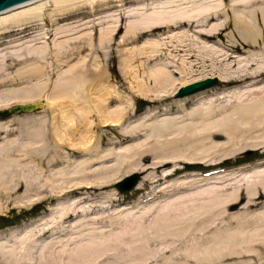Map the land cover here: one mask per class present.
<instances>
[{
    "label": "bare ground",
    "instance_id": "bare-ground-1",
    "mask_svg": "<svg viewBox=\"0 0 264 264\" xmlns=\"http://www.w3.org/2000/svg\"><path fill=\"white\" fill-rule=\"evenodd\" d=\"M69 1L75 0H29L0 12V53L14 49L0 55V110L37 99L43 102L39 114H23L0 122V211L9 205L45 204L48 215L53 217L51 222L43 223V228L32 223L28 229L4 230L0 241L7 243H0V264H110V259L125 260L130 253L145 256L154 245L166 247V250L163 246L160 248L165 256L163 262L174 264H212L219 258L235 257L253 258L261 264L264 259V161L251 170L242 168L245 171L240 176L251 178L243 185L235 184L232 193H224L217 185L223 183L222 172L208 176L192 173L190 178L151 193L146 199L152 200L151 203L135 208L137 215L133 211L114 218L100 217L109 208L97 205L103 199L97 200L100 197L93 195L105 186H114L125 176L108 184L89 181V175L111 172L103 167L92 169L97 163L118 157L102 150L106 142L112 141L111 135L119 143H126L149 132L155 149L137 155H171L155 162L153 168L143 166L139 171L173 167L166 179L176 172L180 162H206L217 153L218 147L233 145L237 138L254 132H260V140L239 149H264V64L258 67L250 64L248 71H232L230 67L236 64L240 69L252 59L221 54L203 41L218 37L227 26L225 22L213 24L223 13L215 6L218 0H137V7L128 11L127 5L136 0L77 1V5L65 10L75 11L86 5L89 12L85 19L116 10L121 25L111 33H98L93 22L90 29L95 31L98 43L94 42V36L83 33L88 30L83 25L61 26L53 33L42 27L33 35L37 29L34 23L46 21L43 12L47 6L52 3L60 7ZM222 1L234 10L235 29L240 39L256 44L261 32L253 19L258 18L264 29V0ZM248 9V14L243 12ZM224 16H228L227 12ZM101 18L102 15L95 21ZM123 21H126L124 26ZM82 37L86 39L78 44L77 40ZM117 37L123 47L143 43L123 61L131 93L129 104L135 94L155 106L145 116L147 121L155 122L130 132H125L123 126L133 119L131 104L121 107L125 97L110 81L113 67L108 61L103 67L93 68L95 65L89 60L99 54L104 44L114 43ZM200 54L209 58L199 59ZM233 58L235 63L231 64L229 60ZM207 61L213 66H206ZM4 62L29 63L30 68L11 76L3 74ZM220 62L225 66H216ZM197 71L199 75L190 78ZM47 76L49 80L53 76L55 82H44ZM215 76L224 87L215 85L181 98L175 96L179 87ZM26 80L29 83L20 87ZM17 85L19 88L12 89ZM117 103L120 106L112 108ZM14 123L16 127H12ZM223 139L226 144L221 145ZM122 162L119 160L118 164ZM69 171L68 175H75L83 182L61 184ZM135 171L132 169L127 175ZM239 173L234 171L238 177ZM51 178L56 179L53 184L49 181ZM115 194L108 197L110 205L117 199ZM63 200L69 201L67 207L59 206ZM73 200L76 203H70ZM85 203L91 204L86 208ZM105 227L112 231L108 233L110 230ZM214 227L217 232L211 241L207 239L209 244L202 243L206 233L200 234V239L192 237L193 231L206 229L207 232ZM185 242L184 249L175 246ZM142 250L149 251L143 254ZM132 257L128 264L137 260ZM176 260L182 262L175 263ZM127 261L117 264H127Z\"/></svg>",
    "mask_w": 264,
    "mask_h": 264
},
{
    "label": "rangeland",
    "instance_id": "rangeland-1",
    "mask_svg": "<svg viewBox=\"0 0 264 264\" xmlns=\"http://www.w3.org/2000/svg\"><path fill=\"white\" fill-rule=\"evenodd\" d=\"M77 1H83V0H75V1H69L66 3H63L62 5H60V7H56L53 6L52 3L47 6L46 10L43 12V18L46 19V21H38L35 22L34 25H36L37 29L35 30L33 35H36L40 32V28L45 27V30H52V33L61 26H64V28L66 27H76L78 25H83L85 27H88V30L84 31L83 33H88V37L89 35L94 36L95 31H93L91 28V26L93 25V22L97 25V32L99 33L100 31L103 32H107V33H111L114 29H117L116 27L121 25V22L119 20V16L117 15L116 10L114 11H110L107 13H102L100 15H97L95 17H91V18H87L85 19L89 12L88 6L84 5V6H79L75 9V11L69 9V10H65L66 8L69 7H73L75 5H77L78 3H76ZM169 0L166 1H162V2H168ZM137 3V0L134 1H130V4L127 5L126 7V11H128L130 8H135L137 6H135V4ZM150 3V4H149ZM149 5H152V3L149 1ZM135 6V7H134ZM215 6L217 9L223 11L222 15H221V19H216L215 21H213V24H216L218 22H225V24H227V26H224L223 29H221L220 31V35L212 40L206 41L203 40L204 42H206L209 46V48L214 49V51L216 52H221V54H229V56H243L246 57L247 60H250L249 64H247L246 62L243 63V67H241L240 69H238V66H236V64L232 67H230V69H232V71L235 70H241L244 69L246 71L249 70V66L250 64H255V67H258L259 65H263L264 64V29L263 27H261V25L259 24L258 18L253 19L254 24L256 26V28L258 30H260L261 32V36H259L258 41L256 42V44H249V43H245L243 42L240 37H239V33L238 31L235 29V15H234V10L230 9L228 7V4L225 3L222 0H218L215 3ZM102 9V8H100ZM99 10V9H98ZM225 11V12H224ZM228 16H224V14H226ZM243 12H245L246 14H248L249 9L248 10H244ZM102 15L103 18H101V20L99 21H95V18H99ZM106 17V18H105ZM42 18V19H43ZM84 21H81V20ZM89 22H91V24H89ZM101 26H100V24ZM52 24V26H51ZM86 24V25H85ZM126 24V21H123V26ZM229 24V25H228ZM99 25V26H98ZM54 37H52L50 39L53 40ZM86 38L82 37L81 39L77 40V43L80 44L82 43ZM88 39V38H87ZM97 35L94 36V42L98 43L97 40ZM118 39L119 37L114 39V43H110L107 42L106 44H104L99 51V54H94L92 57H90V63L94 66L93 68H97L98 66H105L107 64V62L109 61L110 65L113 67V69L111 70V77H110V81L111 83H113V85H115L117 87V89L121 92V94L125 97L124 99V103L121 107H129V105L131 104L130 107V111L133 114V119L130 122L125 123V125L123 126V129L125 132H130L133 130H136L138 128H141L142 126L146 125V126H151L152 123H154L155 121H147L148 119L145 117L146 114L152 110L155 106L151 104V101H149L147 98H142L139 96H136L134 94V98L133 101L130 102L129 104V98L131 97V93L129 92V80L128 78L124 75V72H126L124 65H123V61L126 57L127 54H130L132 52H136L137 48L139 46H141L142 44L139 45H129V46H120L118 44ZM112 41V40H111ZM145 43V42H144ZM1 49H3V47H1ZM14 49H9L7 51H4L5 53L12 51ZM3 53V52H2ZM0 53V55H3L5 53ZM108 54V56H107ZM115 55V56H114ZM201 55V54H200ZM207 55H201L199 56V59H206L209 58V56ZM114 58V59H113ZM207 60V59H206ZM235 59H230L229 62H231V64L235 63L234 61ZM199 63V62H198ZM225 63L221 62L217 63L216 66L218 67H223ZM29 63H12V62H8L5 64L2 63V68H3V74H8L11 76H16L18 73L20 72H24L27 69L30 68ZM198 66H201L202 64H196ZM205 65L208 66L209 68L213 65H211V61H207L205 62ZM264 67V66H263ZM208 68V69H209ZM200 70V69H199ZM205 69H201V71H203ZM146 72H148V69L146 70ZM199 71L194 72L193 74H191L190 78H194L196 77ZM238 75V74H236ZM187 76V77H189ZM178 78H182L181 76H177ZM145 78H147V74L145 75ZM49 80V76H47L44 79V82H48ZM55 78H53V76L51 77V79L49 80L50 84H53L55 82ZM32 82V80L30 81ZM29 82H27V80L23 83L20 84V87L22 86H26ZM224 87L223 82L219 81L217 83V85L215 87ZM229 86V84L227 85ZM213 86V88H215ZM19 88V86H13L12 89H16ZM209 89V88H208ZM210 89H212V87H210ZM153 94H158L153 92ZM3 97H5L4 95H2ZM181 98V97H178ZM40 100V99H39ZM34 100L36 101H39ZM41 101V100H40ZM14 105V104H13ZM120 106V103L118 104H114L112 106V108H116ZM9 108V107H7ZM42 110V109H41ZM41 110L32 113L31 115H36L39 114L41 112ZM14 116H25L23 114H18V115H10L7 114L6 117H3L0 115V122H5L9 119H13ZM165 118V117H164ZM161 120V119H159ZM156 120V121H159ZM16 127L17 124L14 123L12 125V127ZM258 132H254L251 133L250 135H245L244 138H237L233 143L230 144H226L225 139L221 140V145L216 149L217 153L215 155L217 156H212L211 158H208L206 162H197V163H184V162H180L178 164V168H176V172H174V174L169 178L166 179V174H168L169 172H171L173 170V167L170 168H165V169H161V170H149L148 172L145 173H141V171H139L140 169H144L143 166H145L146 168H153L154 167V163L155 162H159L161 160H163V158L165 157H169L171 155V153H160L156 156H153L152 154H147V155H143V156H139L137 155L138 153H140L141 151H146V150H152L155 149V144H154V138L151 137V134L149 132H144L142 137L130 142H126V143H119V140L115 139L114 135H111V142H106L103 147L102 150L104 153L106 154H116V156L118 157L113 160L108 161L107 163H97L96 165H94V167H92V169H96V168H107L109 169L111 172H108V174H92L89 175V181L90 182H94V184H108L110 181L114 180L115 178H122L124 176L127 175V172L130 170H138L135 171L136 173H138V181L139 182V187H135L130 191H125V192H119L116 191L113 187V185H108L105 186L104 188L97 190L93 195L95 196V198L99 199H103V200H99L97 201L98 203H96L97 205H100L101 207H105V208H109L108 210L105 211V213L103 214V216L100 217H117V216H121L124 214H131L133 211V214L137 215L136 210L138 209V207L143 204H149L151 203L152 200H147L148 196H151V193H156L157 191H160L161 188L167 187L169 185L175 184L177 182L183 181L185 179H187L186 177L190 178V174L192 173H205L207 171H213V173H218V172H222V176L224 179H221L223 181L222 185H220L219 183L217 184L221 190L224 193H232L233 191V187H235L237 185H243L245 183H247V181L250 180L251 177H249V175H245L246 177H242L240 176V174H243L242 172L245 171L242 168H254L257 167L261 164L262 161H264V149H260V148H244V149H239L242 146H244L246 143L247 144H253L257 141H259L260 139V132L258 134H256ZM170 137V136H169ZM246 138V139H245ZM239 139V140H238ZM231 145V146H230ZM227 148V149H226ZM223 149V150H222ZM226 149V150H225ZM220 153H219V151ZM225 150V152H224ZM238 150V153L236 152ZM240 150V151H239ZM234 151V152H233ZM233 153V154H232ZM231 154V155H230ZM214 158V159H212ZM217 158V159H216ZM219 158V159H218ZM82 160V159H80ZM119 160H123V162L119 165L118 161ZM208 160L209 163H208ZM212 160V161H211ZM216 160V161H215ZM80 162V161H79ZM213 162V163H212ZM216 162V163H214ZM208 163V164H207ZM64 168H66V170H69V167H65V165H63ZM63 166H61L63 168ZM73 166V165H72ZM60 167V168H61ZM72 169V168H71ZM220 170V171H219ZM249 170V169H248ZM234 171H238L239 176L234 175ZM231 172V174H230ZM249 172V171H248ZM53 172H49V174L51 175ZM70 173L67 172L65 173V177H64V185H68L71 183V185H75V184H79L83 181H81V178H76L75 175H68ZM229 175H228V174ZM237 172H235L236 174ZM209 174V175H211ZM232 174L234 176H232ZM238 174V173H237ZM208 176V175H207ZM226 176V177H224ZM229 176V177H228ZM235 177V178H234ZM230 179V180H229ZM228 180V182L226 181ZM51 182V184H53L56 179L55 178H51L49 180ZM227 182V183H226ZM216 185V184H215ZM226 186V187H225ZM157 190V191H156ZM115 194V196L117 197V199L114 201V203L112 205H110L108 203V197L112 196V194ZM160 193V192H158ZM168 196V195H166ZM107 198V199H106ZM159 198V197H158ZM152 199V198H151ZM75 201L77 199H74ZM70 201V203H73L75 201ZM140 200V201H139ZM139 201V202H138ZM77 202V201H76ZM75 202V203H76ZM135 203L136 206L134 205ZM91 203H85L83 204V206H85L86 208H88V205ZM67 205H69V201L67 200H63L61 201V204L59 205L60 207H67ZM142 205V206H143ZM82 206V205H81ZM133 207V209H132ZM139 207V208H140ZM130 208V209H128ZM137 208V209H135ZM48 205L45 204H38L36 206H30V207H13L11 205L8 206V208H6L3 211H0V234L4 231H10L11 229H14L15 227H21V228H26L28 229L31 224L33 223L34 226L39 227V228H43V223L44 222H51L53 217L48 215ZM102 215V214H101ZM95 217V216H93ZM109 220V219H107ZM106 224V223H105ZM30 225V226H29ZM104 224H101V226ZM110 230L108 233H110L112 231V228H106L105 230ZM218 229V233H217V238L219 235V227ZM202 230H204L203 232H201ZM216 229L211 228L209 230L206 229H201V230H196L192 232V237H197L199 238L203 233H206V237L204 239H202V243L203 244H209V240L207 239H212L213 236L216 235ZM214 233V234H213ZM208 235V236H207ZM5 236V235H2ZM1 236V237H2ZM211 236V237H210ZM210 237V238H209ZM215 237V238H216ZM220 237V236H219ZM200 239V238H199ZM208 242H206V241ZM191 241V240H190ZM188 241V242H190ZM187 242V243H188ZM205 242V243H204ZM0 243L2 245H4L5 243H7L6 241H0ZM12 243V241L9 242V244ZM184 244V245H183ZM182 245H175L179 250L182 248H186L187 244L186 242L183 243ZM128 245V244H127ZM129 246V245H128ZM156 246V248H155ZM163 246V245H161ZM161 246L159 245H154L152 247H150V254L149 257L148 254H144L147 253L146 250L145 252L142 253L146 256H141V254H139L138 252H136L138 255L134 256V253H130L127 254L128 258L126 257L125 260L122 258L120 259H110L108 263H122L125 261H127V264L130 263V258H135L137 260H133V263L131 264H139L140 261H142L144 258L145 259L142 261V263L140 262V264H174V262H170V261H164L163 259L165 256H162L163 254V250L161 251ZM185 246V247H183ZM206 246V245H204ZM155 248L154 250H152V248ZM159 248V249H158ZM161 248V249H160ZM166 247H164V250ZM126 250V248H125ZM141 249L137 250L140 252ZM153 251V252H152ZM161 251V252H160ZM128 253V252H127ZM141 253V252H140ZM142 254V255H143ZM168 254V253H167ZM126 255V253H125ZM126 255V256H127ZM140 255V256H139ZM154 255V256H153ZM152 256V257H150ZM161 256V257H160ZM140 260H138V258ZM160 257V258H159ZM151 258V259H150ZM237 258V259H236ZM264 258V257H263ZM217 259V258H216ZM253 258H249V257H235L232 259H220L219 260H213L212 264H245L246 262L252 261V263L255 264H259L258 262L256 263V259L251 260ZM148 260V261H147ZM151 260V261H150ZM156 260V261H155ZM263 262H261V264H264V259ZM227 261V262H226ZM259 261V260H258ZM167 262V263H166ZM180 263L182 262L181 260H176L175 263ZM214 262V263H213ZM192 263V262H191Z\"/></svg>",
    "mask_w": 264,
    "mask_h": 264
},
{
    "label": "water",
    "instance_id": "water-1",
    "mask_svg": "<svg viewBox=\"0 0 264 264\" xmlns=\"http://www.w3.org/2000/svg\"><path fill=\"white\" fill-rule=\"evenodd\" d=\"M26 1L29 0H0V12ZM218 82L219 81L216 76L207 77L201 80H196L184 86L179 87L175 92V96L184 97L186 95H190L195 92L213 87L217 85ZM42 105H43L42 101L14 104L9 108L1 109L0 115L6 117L7 114L10 115L31 114L41 110ZM138 182H139L138 173H132L115 182L114 188L121 192L130 191L137 186Z\"/></svg>",
    "mask_w": 264,
    "mask_h": 264
}]
</instances>
